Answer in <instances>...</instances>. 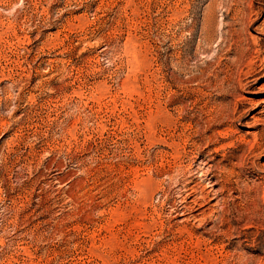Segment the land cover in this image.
I'll return each mask as SVG.
<instances>
[{"label": "rangeland", "instance_id": "rangeland-1", "mask_svg": "<svg viewBox=\"0 0 264 264\" xmlns=\"http://www.w3.org/2000/svg\"><path fill=\"white\" fill-rule=\"evenodd\" d=\"M0 264H264V0H0Z\"/></svg>", "mask_w": 264, "mask_h": 264}, {"label": "bare ground", "instance_id": "bare-ground-1", "mask_svg": "<svg viewBox=\"0 0 264 264\" xmlns=\"http://www.w3.org/2000/svg\"><path fill=\"white\" fill-rule=\"evenodd\" d=\"M261 12V10H260ZM260 105V104H259ZM259 105H257L256 107H259ZM220 114V113H219ZM222 114V113H221ZM220 114V115H221ZM220 115H217V118L220 117ZM223 116V114L221 115ZM216 119V118H215ZM229 135V134H228ZM227 135V136H228ZM213 137H209L207 140H208V143L206 144V148L204 150H208L209 147H211V145L215 144L213 143L212 141ZM212 141V142H211ZM201 147V146H200ZM217 153V151L215 152ZM216 159L214 157H212V155L210 156L209 159H207V162L206 164H204V168L200 170V175L202 178L204 179H208L210 180V183L213 184L214 187H220V190H219V193L221 195L225 194V193H228L231 191L232 193V190L234 189H230V183H231V180H230V175L233 176L234 175V171L232 170V168L234 167V164L232 162H229L227 166H225L224 168L223 167H217V164L215 165ZM224 162H227L226 159H224ZM222 163V162H221ZM220 164V163H219ZM232 167V168H231ZM215 170H218L220 175L218 174H215L214 171ZM201 178V179H202ZM230 187V188H229ZM197 188V187H196ZM200 191V190H199ZM249 191V190H248ZM187 192L190 193V195L192 196L193 194H196V191L192 188H189L187 189ZM236 192L235 190L233 191V193ZM238 192V191H237ZM250 192V191H249ZM253 192V191H252ZM251 193V192H250ZM189 195V194H188ZM198 195V193H197ZM200 196V195H199ZM202 200V199H201ZM194 204V203H193ZM198 204V203H197ZM196 204V205H197ZM195 205V204H194ZM198 206V205H197ZM186 211H190L192 209L188 208V207H184ZM182 217V216H181Z\"/></svg>", "mask_w": 264, "mask_h": 264}]
</instances>
